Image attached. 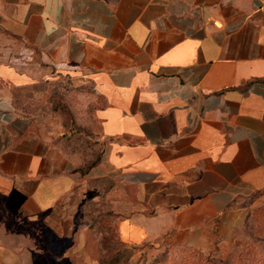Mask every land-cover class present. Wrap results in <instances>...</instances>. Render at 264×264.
<instances>
[{
	"label": "crops",
	"instance_id": "obj_1",
	"mask_svg": "<svg viewBox=\"0 0 264 264\" xmlns=\"http://www.w3.org/2000/svg\"><path fill=\"white\" fill-rule=\"evenodd\" d=\"M72 79L100 103L85 174L42 109ZM81 189L125 245L224 251L264 202V0H0V264H101Z\"/></svg>",
	"mask_w": 264,
	"mask_h": 264
},
{
	"label": "rangeland",
	"instance_id": "obj_2",
	"mask_svg": "<svg viewBox=\"0 0 264 264\" xmlns=\"http://www.w3.org/2000/svg\"><path fill=\"white\" fill-rule=\"evenodd\" d=\"M47 100L42 109L48 113L46 130L52 142L75 159V168L85 174L102 152L99 123L93 117L99 101L94 97L89 82L77 79L53 91ZM81 191L84 199L76 206L74 220L89 228L88 250L105 259L101 264H264V202L256 205L255 210L234 226L224 251L199 253L188 246L167 243H121L118 230L120 216L115 211L114 201L106 200L103 195L92 199L86 189ZM82 201L88 208L85 210L87 215L83 214ZM100 244H104V248Z\"/></svg>",
	"mask_w": 264,
	"mask_h": 264
},
{
	"label": "trees",
	"instance_id": "obj_3",
	"mask_svg": "<svg viewBox=\"0 0 264 264\" xmlns=\"http://www.w3.org/2000/svg\"><path fill=\"white\" fill-rule=\"evenodd\" d=\"M86 201H87V200H86ZM86 201H85V202H86ZM254 208H255V207H254ZM254 208L252 209V211L255 210ZM85 210H88V208H87V209L85 208L83 212H85ZM85 214H86V212H85ZM172 245H176V244H172ZM181 246H185V245H181ZM188 247H189V246H188ZM190 248H192V247H190ZM193 249H194V250H197V252H199V253H202V252L199 251L198 249H195V248H193ZM101 260H102V262H105V259H101Z\"/></svg>",
	"mask_w": 264,
	"mask_h": 264
}]
</instances>
